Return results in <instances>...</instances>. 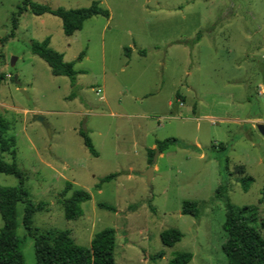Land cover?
Instances as JSON below:
<instances>
[{"label": "rangeland", "instance_id": "rangeland-1", "mask_svg": "<svg viewBox=\"0 0 264 264\" xmlns=\"http://www.w3.org/2000/svg\"><path fill=\"white\" fill-rule=\"evenodd\" d=\"M25 1L0 0V116L16 144V154L2 153L4 160L24 172L30 200L48 203L35 215L36 227L68 230L84 247L112 228L116 264H169L185 252L193 255L189 264H228V203L257 206L264 237V135L249 121L264 118V0H30L54 9L99 1L109 9V19L93 17L73 36L65 34L61 18L30 9L14 30L13 16ZM47 39L66 62H75V83L53 75L32 52L34 42ZM130 45L147 55L129 58ZM176 97L195 105V114L178 116L169 108ZM158 120L162 126L155 129ZM171 138L178 144L159 157L150 186L144 146ZM111 174L116 177L103 180ZM245 176L254 178L248 192L239 181ZM19 183L0 174L1 186ZM68 183L92 195L76 220H67L60 204ZM186 201L197 203V218L183 214ZM25 206L18 205V235L25 264H37L34 239L22 222ZM169 229L183 235L173 247L160 238Z\"/></svg>", "mask_w": 264, "mask_h": 264}, {"label": "trees", "instance_id": "trees-1", "mask_svg": "<svg viewBox=\"0 0 264 264\" xmlns=\"http://www.w3.org/2000/svg\"><path fill=\"white\" fill-rule=\"evenodd\" d=\"M36 15L50 13L62 19L64 32L67 36H73L77 31L83 29L86 21L96 16L110 18L109 9L104 8L101 2L95 1L89 7L78 9H54L50 6L36 3L30 0L20 7L17 14L13 16V29L19 26L18 17L27 10ZM14 35V32L12 33ZM32 52L40 56L50 66L53 75L68 76L76 82L77 71L75 62H66L64 55L50 47V40L42 43L34 42ZM129 49H126V51ZM145 54V51H141ZM84 53L79 56L82 60ZM178 96H180L178 94ZM9 124L5 118L0 116V174L12 175L20 180L18 186L4 187L0 185V214L3 220V227L0 230V264H25L22 251V239L18 235V205L25 203L23 226L28 235L34 239L37 264H116V230L104 229L94 235L90 246L84 247L76 244L68 230H47L42 231L35 226V215L44 211L48 205L45 201L38 203L30 200V194L25 187V174L18 165L8 163L4 160L2 153L16 154L15 138L8 137ZM80 135L90 153L98 156V152L92 139L86 131L81 130ZM178 144L176 138L157 140V150L161 153L167 151L170 146ZM224 146L221 144V147ZM156 149L149 150L150 163ZM239 174L245 173L244 166H238ZM116 177L111 174L105 177L109 181ZM239 181L245 192H248L250 185L254 182L252 176H245ZM225 191V188H221ZM72 191L71 196H68ZM60 204L64 209L67 220H76L83 215L81 205L92 199L89 191L83 188L73 189V184L68 183L60 194ZM260 203H264V187ZM101 207L110 210L114 208L100 204ZM198 205L193 201H186L183 204V214L198 217ZM259 208L257 206L237 207L231 203L227 204V215L224 229L228 239L223 246V251L228 258V264H264V237L256 226L258 223ZM163 245L173 247L179 243L183 235L178 229L165 230L160 234ZM193 258L192 253H179L169 264H189Z\"/></svg>", "mask_w": 264, "mask_h": 264}, {"label": "crops", "instance_id": "crops-1", "mask_svg": "<svg viewBox=\"0 0 264 264\" xmlns=\"http://www.w3.org/2000/svg\"><path fill=\"white\" fill-rule=\"evenodd\" d=\"M126 49H129V50H127L126 51ZM125 51H126V55L129 57V58H132V57H135V54H138L137 55V57H141L140 56V53H141V51H139L138 49H137V46L136 45H133V46H129V47H126L125 48ZM142 51H144V50H142ZM141 55H143V56H146L147 54L145 53V54H142L141 53ZM99 89H101L102 90V93L101 94H97V91L99 90ZM95 93H96V95L97 96H99L100 97V100L101 101H106V96L104 95V89L103 88H97V89H95ZM177 96H178V94H177ZM179 97V96H178ZM178 97H176V100H175V102H173L172 100H169V102H168V105H169V108H172V109H174V111L175 112H177L178 113V116H182V115H186V116H190V115H192V114H195V112H196V109H195V105L193 106V104H191V105H186V102L184 101L183 102V100H179L178 99ZM145 98H146V96H145ZM144 100V99H143ZM142 100V102H144ZM177 104H178V106H177ZM106 106H107V108L108 109H110L111 110V105L109 104V103H107V101H106ZM177 106V107H176ZM111 115L112 116H116L117 115V113L116 112H111ZM125 116H127V117H133V116H131V115H125ZM135 117H137L139 120H146L147 118H149L147 115H145V114H136L135 115ZM249 121H253V123H257L258 125L259 124H263L264 125V118H256V119H251V120H249ZM148 122H150V121H147V123ZM214 122V121H213ZM158 125L157 126H155V129L157 128V127H160V126H162V124H161V121H159L158 120V123H157ZM141 126V125H140ZM147 128H148V132L150 133V132H153V127H148L147 126ZM157 140L158 139H154V141H152L151 143H150V145L148 146V145H145L144 146V149L145 150H147V152H148V154H149V150L150 149H156L157 148V145H156V142H157ZM157 150V149H156ZM168 151V150H167ZM167 151H165V152H163V153H161L160 152V158H163V157H165V155H166V152ZM98 152V151H97ZM98 156H99V153H98ZM98 156H95V157H98ZM151 165H152V163H151ZM150 165V166H151ZM158 168L157 167H154V175H155V172H156V170H157ZM154 178V177H153Z\"/></svg>", "mask_w": 264, "mask_h": 264}, {"label": "water", "instance_id": "water-1", "mask_svg": "<svg viewBox=\"0 0 264 264\" xmlns=\"http://www.w3.org/2000/svg\"><path fill=\"white\" fill-rule=\"evenodd\" d=\"M15 63H16V59H13L12 66H15ZM14 81H15L16 85L21 86V82L19 81L18 76L14 77ZM21 92L24 93L25 95H27L24 89H21ZM257 128L264 135V125L263 124H259L257 126ZM159 156H160V151L156 150L155 155L153 157L152 165L150 166L149 170L144 174L147 177L148 184L150 186L152 185V179L154 177V166L156 165V163H157V161L159 159Z\"/></svg>", "mask_w": 264, "mask_h": 264}, {"label": "built area", "instance_id": "built-area-1", "mask_svg": "<svg viewBox=\"0 0 264 264\" xmlns=\"http://www.w3.org/2000/svg\"><path fill=\"white\" fill-rule=\"evenodd\" d=\"M102 93V90L101 89H99L98 91H97V94L99 95V94H101ZM214 123V122H213Z\"/></svg>", "mask_w": 264, "mask_h": 264}]
</instances>
